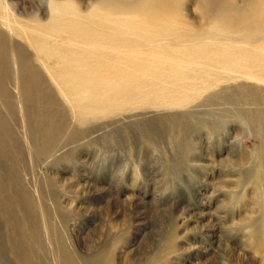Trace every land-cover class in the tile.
Instances as JSON below:
<instances>
[{
    "label": "rangeland",
    "instance_id": "1",
    "mask_svg": "<svg viewBox=\"0 0 264 264\" xmlns=\"http://www.w3.org/2000/svg\"><path fill=\"white\" fill-rule=\"evenodd\" d=\"M6 2L51 43L130 51L126 95L156 102L82 122L54 90L0 98V193L26 205L34 264H264V0ZM0 209V264H27Z\"/></svg>",
    "mask_w": 264,
    "mask_h": 264
},
{
    "label": "bare ground",
    "instance_id": "2",
    "mask_svg": "<svg viewBox=\"0 0 264 264\" xmlns=\"http://www.w3.org/2000/svg\"><path fill=\"white\" fill-rule=\"evenodd\" d=\"M11 10L12 9L9 3L6 2V0H0V98H2L5 106L11 105L14 107L17 102L18 104H22L24 97H28L30 101H34L35 105L37 103L46 104L47 101L48 103L49 101H53L54 103L56 98H53V95L49 94V91L51 93L54 90L55 92L53 93H56L57 96L66 101L67 105L70 106L69 109H71L77 119L82 122H85V118H88L91 113H99L101 108L107 110V112H113V105L117 99H122L117 104L119 106L118 109L122 111H128V108L131 110V107L135 109L132 104L134 102L129 99L133 95L128 96L126 93L127 91L129 92L130 90L132 91L134 89L135 91L140 90V88H142L141 83L143 81L140 83L141 77L137 82L138 78L136 75L138 73L140 74L139 71L129 72L127 65L125 68H123V66H125L126 60L124 59V62L121 59L124 55H129L130 51L123 53L119 50L116 52L117 50L114 47L115 45L111 43V41H109V44H102L101 42H96L91 38H88L90 40L85 41L78 39L81 37L79 36L78 31L74 30L73 32H68L66 29L65 32L70 36H68L69 45L67 43L64 45H58L56 41L51 43L50 40V42L47 40L49 35L45 34V32H42L39 35H37L38 33L34 34L30 30L27 23L25 24L22 22V20H18ZM136 18L139 17L136 16ZM108 22L111 21L108 20ZM54 24L49 26H54ZM146 24L149 25L148 23ZM57 26H55V28ZM157 26L158 25H156L155 28H157ZM124 27L125 26L121 28ZM16 37H19L20 41L17 42L15 40ZM142 55L144 54H141V56L138 55V58H142ZM115 56L119 57L118 61H114L115 59L113 57ZM144 65H138V67L143 69L145 67ZM139 76L140 75H138V77ZM45 81L49 82L53 89L51 87V90L47 89L48 85L43 87L41 83L44 84ZM13 88L17 90V94H13ZM102 88L104 89L102 94L94 92L97 89L103 91ZM161 92L164 95L165 93L167 94L168 91L166 89H161ZM54 96L56 95L54 94ZM145 97L151 98V96L148 95H145ZM173 100L174 99L166 100L167 102L165 105L172 107L174 105L178 106L179 104H185L184 101L175 102ZM138 102V105H140L138 107H140V109L156 104V102L150 99H145L141 100V102ZM54 104L55 106H53L56 108V102ZM49 106H52V103ZM138 107L135 110L140 111ZM22 108L25 107L23 106ZM26 109L27 112L31 111V108L29 107ZM2 115L3 114H1V116ZM0 119L2 123L6 122L3 117ZM28 126H30V123ZM12 129L13 128H11V130ZM4 137L7 138V136ZM21 200L22 199L20 197L14 198V194H12V192L5 193L4 191L0 193V207H2L4 210L5 219L7 220L6 222L12 226L13 235H15L17 239L19 237L22 240V244L20 246L21 253L25 258L26 263L34 264V247L32 246V239L29 236L27 227L24 224L22 227L19 226L21 222L18 223L17 216L15 214L19 203L20 209L25 216L24 213H26V205H23Z\"/></svg>",
    "mask_w": 264,
    "mask_h": 264
}]
</instances>
